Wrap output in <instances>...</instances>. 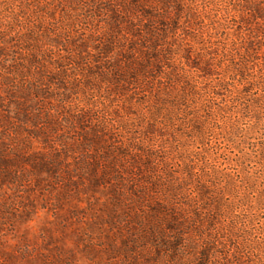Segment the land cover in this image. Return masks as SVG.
Masks as SVG:
<instances>
[{
  "label": "trees",
  "instance_id": "1",
  "mask_svg": "<svg viewBox=\"0 0 264 264\" xmlns=\"http://www.w3.org/2000/svg\"><path fill=\"white\" fill-rule=\"evenodd\" d=\"M95 1L0 0V47L101 16L120 111L99 166L136 240L153 264H264V0Z\"/></svg>",
  "mask_w": 264,
  "mask_h": 264
},
{
  "label": "rangeland",
  "instance_id": "2",
  "mask_svg": "<svg viewBox=\"0 0 264 264\" xmlns=\"http://www.w3.org/2000/svg\"><path fill=\"white\" fill-rule=\"evenodd\" d=\"M85 8L89 22L44 32L52 46L39 32L30 45L0 47V71L9 75L0 79V264L157 260L100 171L115 144L101 118L120 103L116 70L105 68L114 54L103 52L104 19Z\"/></svg>",
  "mask_w": 264,
  "mask_h": 264
}]
</instances>
